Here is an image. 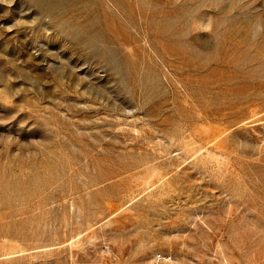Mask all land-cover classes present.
<instances>
[{
	"label": "rangeland",
	"instance_id": "374dc122",
	"mask_svg": "<svg viewBox=\"0 0 264 264\" xmlns=\"http://www.w3.org/2000/svg\"><path fill=\"white\" fill-rule=\"evenodd\" d=\"M0 264H264V0H0Z\"/></svg>",
	"mask_w": 264,
	"mask_h": 264
},
{
	"label": "bare ground",
	"instance_id": "6f19581e",
	"mask_svg": "<svg viewBox=\"0 0 264 264\" xmlns=\"http://www.w3.org/2000/svg\"><path fill=\"white\" fill-rule=\"evenodd\" d=\"M194 144V143H193ZM191 148H192V150H193V152L196 154H200V152H201V149L202 148H197V145H193V146H191ZM192 153V152H191ZM203 154V153H202ZM201 157H203V155L201 156ZM200 158V157H199ZM151 176H152V174H150V175H148V176H146L145 177V179L146 180H149V179H151Z\"/></svg>",
	"mask_w": 264,
	"mask_h": 264
}]
</instances>
